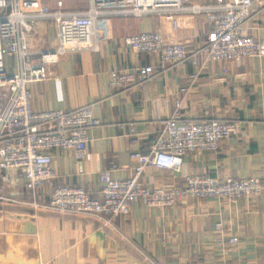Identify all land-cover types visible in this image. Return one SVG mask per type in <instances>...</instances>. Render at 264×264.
<instances>
[{"label": "crops", "instance_id": "crops-1", "mask_svg": "<svg viewBox=\"0 0 264 264\" xmlns=\"http://www.w3.org/2000/svg\"><path fill=\"white\" fill-rule=\"evenodd\" d=\"M44 1L56 9L59 0ZM61 1L66 10L89 7V0ZM217 1L185 0V5ZM253 10L248 33L264 40V7L255 5ZM178 17L174 30L156 14L104 16L99 51L65 54L49 66L46 80L29 84L36 111L93 104L94 115L102 120L89 132L84 160L68 150H52L57 184L81 185L100 199V171L116 167L114 178L130 177L136 164L131 154L148 153L165 120L176 112L187 121L238 119L241 128L216 151L185 154L180 172L145 166L140 180L147 187L182 186L187 175L200 173L221 180L264 177V57H201L195 79L190 75L197 68L189 59L130 91L109 87L112 69L158 68L157 55L137 53L124 44L128 35L160 30L170 41L190 47L202 43L212 26L205 13L182 12ZM56 42L50 19L42 20L30 39L35 50L50 49ZM12 60L7 57L9 64ZM5 193L25 198L21 184H6ZM51 194L45 188L39 198L48 201ZM234 236L239 242L229 243ZM0 264H264V192L235 202L216 197L190 198L168 207L134 202L127 215L114 218L113 226L86 215L0 202Z\"/></svg>", "mask_w": 264, "mask_h": 264}, {"label": "built area", "instance_id": "built-area-1", "mask_svg": "<svg viewBox=\"0 0 264 264\" xmlns=\"http://www.w3.org/2000/svg\"><path fill=\"white\" fill-rule=\"evenodd\" d=\"M264 7V0H218L214 5H185V0H89L85 10H66L63 1L52 9L44 0H0V202L30 206L62 214L93 217L103 225L113 226L117 216L127 215L134 202L149 207H168L190 198L216 197L228 202L252 199L264 192V177L219 179L206 173L189 174L182 186L147 187L141 180L145 166L180 172L184 155L196 151H216L223 139L238 133V119L187 121L178 112L165 120L160 135L148 153L133 152L136 163L132 175L116 179V167L99 173L101 197H91L81 185L57 184L52 167L53 149H64L82 161L88 153L89 132L102 125L94 115L93 104L71 109L36 111L29 84L49 77V66L68 53L100 50V20L107 15L156 14L176 30L182 12L205 13L212 23L203 34L202 43L190 47L182 41L167 40L162 31L140 32L124 37V44L137 53L158 56L153 64L109 72L108 85L130 91L151 80L158 73L191 60L197 70L200 58L214 61H239L245 57H264V40L248 33L254 6ZM44 19L54 22L56 45L35 50L30 39ZM13 58V65L7 57ZM185 90V89H183ZM133 132L134 129H133ZM24 187L22 199L5 193V185ZM51 188L48 201L40 192ZM221 225H217L219 230ZM238 237L229 243H238Z\"/></svg>", "mask_w": 264, "mask_h": 264}, {"label": "rangeland", "instance_id": "rangeland-1", "mask_svg": "<svg viewBox=\"0 0 264 264\" xmlns=\"http://www.w3.org/2000/svg\"><path fill=\"white\" fill-rule=\"evenodd\" d=\"M11 65H13V61H12Z\"/></svg>", "mask_w": 264, "mask_h": 264}]
</instances>
